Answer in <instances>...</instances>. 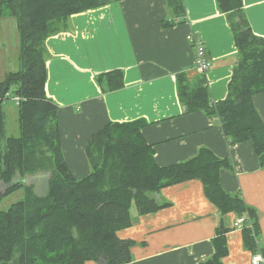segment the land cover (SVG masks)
Listing matches in <instances>:
<instances>
[{"label": "trees", "instance_id": "1", "mask_svg": "<svg viewBox=\"0 0 264 264\" xmlns=\"http://www.w3.org/2000/svg\"><path fill=\"white\" fill-rule=\"evenodd\" d=\"M167 3L177 15L183 13L182 0ZM100 4L101 0H0V18L13 16L19 34V68L0 80V200L20 188L25 193L24 199L0 211V264H128L133 241L117 232L131 225V205L140 215L154 213L169 206L154 194L191 179L203 183L205 196L221 214L246 218L244 244L257 250L256 213L238 193L223 189L219 173L230 169L231 163L206 147L189 159L162 166L142 136L144 122H109L88 140L90 172L76 178L69 170L61 147L58 106L45 91V40L56 23ZM217 5L227 17L238 52L227 95L211 101L204 73L193 80L177 74V93L185 112L202 110L218 118L229 144L252 141L264 167V121L253 103V96L264 92V38L252 31L243 0H217ZM97 80L103 91H114L122 87L123 74L112 70ZM11 88L12 97L21 99L18 136L6 134L3 102ZM45 148L50 150L48 160ZM47 166L51 168L47 191L38 196L22 178ZM226 232L222 224L217 227L214 254L199 264H223Z\"/></svg>", "mask_w": 264, "mask_h": 264}, {"label": "crops", "instance_id": "2", "mask_svg": "<svg viewBox=\"0 0 264 264\" xmlns=\"http://www.w3.org/2000/svg\"><path fill=\"white\" fill-rule=\"evenodd\" d=\"M182 3L183 13L177 15L167 0H101L54 25L45 40V91L58 106L63 155L73 176H86L91 135L109 122L138 120L162 166L206 147L230 161V169L220 170V184L254 209L257 248L264 252V167L252 141L229 144L218 118L202 110L185 112L176 86L177 74L193 80L201 73L192 35L208 62L204 75L210 99L223 100L237 61L233 34L217 0ZM243 7L254 34L264 38V0H243ZM112 70L122 72L123 85L105 92L97 76ZM253 103L264 121V92L255 94ZM154 197L169 206L140 215L133 203L131 225L117 232L133 241L128 264H199L214 254L212 239L220 224L227 229L223 264H251L238 216L221 214L199 179L164 187Z\"/></svg>", "mask_w": 264, "mask_h": 264}, {"label": "rangeland", "instance_id": "3", "mask_svg": "<svg viewBox=\"0 0 264 264\" xmlns=\"http://www.w3.org/2000/svg\"><path fill=\"white\" fill-rule=\"evenodd\" d=\"M18 49L19 34L17 31L16 19L13 16L0 18V80H3L8 72L18 69ZM12 96L13 93L11 88L9 98L3 102L6 134L18 136V107ZM49 156L50 150L45 148L44 157L47 159ZM47 165H50L48 161ZM50 176L51 168L47 166L36 170L34 173L26 174L22 180L25 185L33 186L36 195L42 196L47 191V182ZM17 177L19 176L17 175L16 178ZM24 197L25 193L23 188L3 196L0 200V211L6 210L12 203L24 199Z\"/></svg>", "mask_w": 264, "mask_h": 264}, {"label": "built area", "instance_id": "4", "mask_svg": "<svg viewBox=\"0 0 264 264\" xmlns=\"http://www.w3.org/2000/svg\"><path fill=\"white\" fill-rule=\"evenodd\" d=\"M188 38L196 47V67L199 72L204 73L208 68V62L204 58V50L192 35H189ZM14 100L16 102V105H18L21 101L19 96H15ZM245 220L246 218L244 216L238 217L237 227L242 228L243 224L245 223ZM250 261L251 264H264V252L258 248L257 250L252 251Z\"/></svg>", "mask_w": 264, "mask_h": 264}, {"label": "water", "instance_id": "5", "mask_svg": "<svg viewBox=\"0 0 264 264\" xmlns=\"http://www.w3.org/2000/svg\"><path fill=\"white\" fill-rule=\"evenodd\" d=\"M103 259H101V261H102Z\"/></svg>", "mask_w": 264, "mask_h": 264}]
</instances>
